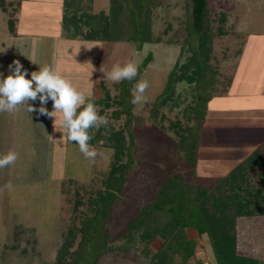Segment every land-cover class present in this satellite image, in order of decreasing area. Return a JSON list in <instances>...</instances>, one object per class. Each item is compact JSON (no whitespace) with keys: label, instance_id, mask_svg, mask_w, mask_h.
Returning <instances> with one entry per match:
<instances>
[{"label":"rangeland","instance_id":"1","mask_svg":"<svg viewBox=\"0 0 264 264\" xmlns=\"http://www.w3.org/2000/svg\"><path fill=\"white\" fill-rule=\"evenodd\" d=\"M18 1L6 0L8 12L0 9V72L5 76L15 59L29 76L40 65H48L96 101L99 110L105 107L102 100L107 91L118 94L116 82L106 79L104 71L117 63L134 62L138 72L152 53L138 80L148 84L144 102L134 105L130 123L141 162L134 165V174L114 205L108 224L113 235L173 174H183L209 193L230 194L238 188L229 186L225 178L247 159L253 162L246 167L243 187L255 189L249 194L240 191L245 195L242 201L248 200L251 208L258 203L264 206V0H208L214 35L208 61L212 74L207 72L206 80H212V86L204 93L213 97L202 120L195 168L182 135L189 127L197 128L194 107L203 90L183 80L176 83L169 99L159 101L170 72L191 56L186 44L187 0H160L150 9L151 35L161 41L144 43L141 50L126 40L72 38L61 25L65 0H22V6ZM82 5L92 14H108L111 0H82ZM10 18L15 20L14 33ZM28 103L40 105L38 98ZM52 103L48 100L45 107L51 110ZM104 109L101 116L108 123L102 137L97 135L101 126L88 130V143L96 152L91 159L67 139V130H59L54 118L30 113L23 104L13 112L0 111V155L13 151L17 157L0 168V264H51L58 259L69 228L92 215V199L104 190L114 161V149L103 145L107 127L123 129L127 142L131 138L127 115L116 117L115 104ZM217 186L222 188L217 191ZM236 226L240 253L264 264V213L255 210L254 215L237 217ZM185 234L195 241L190 264H218L207 234L195 228H187ZM162 244L163 238L147 241L138 236L132 242L116 241L97 264H152ZM179 260L175 254L173 261Z\"/></svg>","mask_w":264,"mask_h":264},{"label":"trees","instance_id":"2","mask_svg":"<svg viewBox=\"0 0 264 264\" xmlns=\"http://www.w3.org/2000/svg\"><path fill=\"white\" fill-rule=\"evenodd\" d=\"M187 3L189 14L186 44L191 56L183 65L177 63L170 72L165 92L159 101L163 104L169 99L179 81L196 83L197 88L203 90L197 95L198 101L194 107V115L199 120L197 128L194 130L189 127L182 135V145L188 150V160L195 168L201 144L202 120L206 117L208 103L213 97L204 92L212 86V80L208 81L206 77L207 72L212 74V71L208 70V61L214 29L209 18L208 0H187ZM18 4L21 6L22 0H19ZM159 4L160 0H111L108 14H92L84 9L82 0H65L61 25L69 30L72 38L82 36L86 40H126L136 43V47L141 50L144 43L161 41L160 37L153 38L151 35L148 17L150 9ZM0 9L8 12L6 0H0ZM8 23L14 33L15 20L10 18ZM84 26H88V29L84 30ZM151 60L152 53L149 52L141 62L136 77L116 82L118 94L112 96L110 91H107L105 99L102 100L105 107L114 104L117 106L116 117L127 115L131 138L127 142L123 129L117 130L112 124L107 127L109 132L104 134L107 142L103 145L114 149V161L108 170L105 188L97 199H92V215L86 217L80 226L72 225L69 228L58 259L51 264H97L103 255L114 248L116 241L125 239L132 242L136 236L147 241L163 238V244L154 254L155 261L152 264H190L189 259L195 253V241L186 236L187 228H195L199 234H207L210 237L218 264H259L258 260L240 253L236 229L237 217L254 215L255 210L264 213V206L259 203L251 208L248 200L242 201L245 195L241 196L240 192L244 190L249 194L255 189L243 187L247 180L244 178L246 167L252 164L253 159H247L235 167L225 178L229 186L238 188V191L230 194L216 190L209 193L201 185L187 181L183 174H173L158 188L152 200L140 205L119 233L113 235L110 231L108 224L114 216V205L123 195L134 174V165L141 162L138 153L139 142L130 128L134 119V105L131 100L132 90ZM213 77L212 75L211 78ZM104 108L99 109L98 114L102 115ZM103 129L106 130L105 125L97 129V135L102 137ZM125 157L127 159H124ZM221 188L219 186L217 191ZM255 192L261 196L259 190ZM175 254L180 255L177 262L173 261Z\"/></svg>","mask_w":264,"mask_h":264},{"label":"clouds","instance_id":"3","mask_svg":"<svg viewBox=\"0 0 264 264\" xmlns=\"http://www.w3.org/2000/svg\"><path fill=\"white\" fill-rule=\"evenodd\" d=\"M8 68L10 71L7 76L0 72V111L13 112L18 105L23 104L30 113L36 111L54 118V122L61 125L59 130H67V139L78 144L85 157L94 158L96 152L88 143L91 138L88 130L108 123L105 116L98 114L95 104L48 65H40L39 70L32 71L30 76L19 59L13 60ZM104 73L105 78L113 82L132 80L137 75V67L134 62L117 63ZM147 87V81L140 80L135 84L131 100L133 105L144 102L143 93ZM37 98L39 107L28 103ZM48 100L53 102L51 110L45 107ZM16 158L13 151L0 155V168L12 164Z\"/></svg>","mask_w":264,"mask_h":264},{"label":"crops","instance_id":"4","mask_svg":"<svg viewBox=\"0 0 264 264\" xmlns=\"http://www.w3.org/2000/svg\"><path fill=\"white\" fill-rule=\"evenodd\" d=\"M21 6H22V4H21ZM62 14H63V12H62ZM61 20H62V16H61Z\"/></svg>","mask_w":264,"mask_h":264}]
</instances>
